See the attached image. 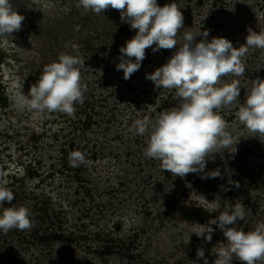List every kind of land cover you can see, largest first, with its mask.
Wrapping results in <instances>:
<instances>
[{"label": "rangeland", "instance_id": "obj_1", "mask_svg": "<svg viewBox=\"0 0 264 264\" xmlns=\"http://www.w3.org/2000/svg\"><path fill=\"white\" fill-rule=\"evenodd\" d=\"M157 3H176L182 12L177 49L189 31H207L209 41L224 37L235 48L246 43L249 28L264 32V0ZM77 5L78 0H28L18 11L25 17L21 29L0 46V103L6 102L0 105V183L14 194L0 212L25 206L33 222L30 230L0 232V264H214L216 245L226 243L222 231L210 225L209 242L191 234L208 223L185 221L181 214L190 207L206 209V199L221 210L243 203L246 215L237 227L245 232L264 222V135L249 132L236 116L252 81L264 79V50L250 49L242 58L244 74L222 77L216 85L239 80L237 102L218 110L227 131L240 138L236 152L209 153L203 172L175 177L144 156L148 133L129 129L135 120L154 122L181 103L175 89H156L146 79L176 49H146L140 69L125 80L116 70L119 49L137 30L116 9L96 14ZM61 53L84 60L78 66L87 85L84 103L75 105L71 117L21 109L19 94H27ZM73 153L83 159H73ZM231 264L241 262L233 256Z\"/></svg>", "mask_w": 264, "mask_h": 264}, {"label": "clouds", "instance_id": "obj_2", "mask_svg": "<svg viewBox=\"0 0 264 264\" xmlns=\"http://www.w3.org/2000/svg\"><path fill=\"white\" fill-rule=\"evenodd\" d=\"M77 6L96 14L109 8L116 9L121 21L137 30L134 37L119 49L121 55L116 70L123 71L125 80L140 69L146 49L151 48L153 52L176 49L167 63L146 74V79L151 80L156 89H175L181 103L176 108L160 112L154 122L149 118L137 119L129 129L137 135L148 133L146 158L158 160L163 171L184 177L189 173L203 172L209 153L236 152L240 138H234L227 131L228 124L218 110L237 102L241 89L239 80L220 87L216 85L222 77L244 74L242 58L250 49L264 50V32L257 33L249 28L246 43L235 48L224 37H213L209 41L207 31L199 36L189 31L184 33V43L177 49L176 36L183 28L184 17L176 3L161 7L157 0H78ZM24 19L10 0H0V46L11 43V34L21 29ZM197 37L201 39L198 41ZM73 49L78 52L77 46L73 45ZM83 65L84 60L79 55L61 53L57 61L44 66L27 94H19L18 106L39 114L58 111L74 116L75 105L84 103L87 91V85L81 83L78 67ZM236 116L249 132L264 135V79L257 77L252 81L251 90ZM72 158L82 160L83 154L73 153ZM216 173L209 175L215 177L219 174ZM13 199L14 194L6 182L0 183V206ZM205 202L206 211L219 214L208 224L193 227L191 234L210 242L213 232L210 225L222 231L226 243L216 245L214 264H231L233 256L241 264L264 261V222L245 232L237 227V222L245 219L243 203L221 210L213 202L206 199ZM32 227L31 212L25 206L8 207L0 212V232L4 234L13 229L25 231ZM204 255V249L198 248L197 256L204 258Z\"/></svg>", "mask_w": 264, "mask_h": 264}, {"label": "trees", "instance_id": "obj_3", "mask_svg": "<svg viewBox=\"0 0 264 264\" xmlns=\"http://www.w3.org/2000/svg\"><path fill=\"white\" fill-rule=\"evenodd\" d=\"M3 102L0 103L1 106H6V102L4 98ZM182 220L189 221V222H197V223H204L210 220L214 219V216L212 213H209L205 209H202L201 207H190L183 210V213L181 214ZM55 240L59 238V236H54Z\"/></svg>", "mask_w": 264, "mask_h": 264}, {"label": "bare ground", "instance_id": "obj_4", "mask_svg": "<svg viewBox=\"0 0 264 264\" xmlns=\"http://www.w3.org/2000/svg\"><path fill=\"white\" fill-rule=\"evenodd\" d=\"M28 0H10V3L13 5V8L17 11L23 9ZM10 108L17 110L16 104L12 99H9Z\"/></svg>", "mask_w": 264, "mask_h": 264}]
</instances>
